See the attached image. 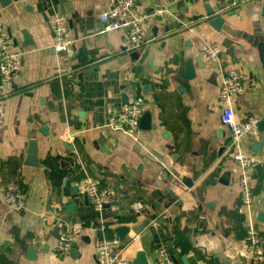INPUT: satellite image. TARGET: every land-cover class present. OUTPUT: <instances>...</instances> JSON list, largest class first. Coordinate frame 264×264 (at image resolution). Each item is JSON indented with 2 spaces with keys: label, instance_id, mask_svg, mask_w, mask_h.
I'll list each match as a JSON object with an SVG mask.
<instances>
[{
  "label": "crops",
  "instance_id": "obj_1",
  "mask_svg": "<svg viewBox=\"0 0 264 264\" xmlns=\"http://www.w3.org/2000/svg\"><path fill=\"white\" fill-rule=\"evenodd\" d=\"M111 1L0 0V20L23 51L18 91L0 96V264H98L100 239H117L132 260L140 248L146 264L161 247L175 264H264L245 251L250 216L264 243V0H136L133 13L166 8L136 48L126 28L102 31ZM208 10L222 13L220 29L203 21ZM56 12L75 38L71 58L52 47L48 18ZM204 41L220 46L219 61L201 55ZM229 66L246 77L232 97L236 117L261 123L241 143L257 160L248 207L217 102L221 68ZM136 96L144 113L134 140L105 124ZM67 128L76 133L70 142L60 136ZM30 139L36 165L25 162ZM86 174L105 188L101 208L79 186ZM11 183L26 193L19 210L2 196ZM65 225L80 232L69 251L54 252Z\"/></svg>",
  "mask_w": 264,
  "mask_h": 264
},
{
  "label": "built area",
  "instance_id": "obj_2",
  "mask_svg": "<svg viewBox=\"0 0 264 264\" xmlns=\"http://www.w3.org/2000/svg\"><path fill=\"white\" fill-rule=\"evenodd\" d=\"M226 1L232 6L238 3V0ZM135 2L136 0H112L101 13L102 31L126 28V40L129 48H136L144 43V34L149 22L166 12V8L160 6L142 13H133ZM48 23L53 35V50L57 54H64L71 58L74 55L75 38L67 18L64 14L56 12L49 16ZM22 52V50L13 47L12 33L0 20V96L2 97L18 91L16 81L21 73ZM200 52L209 61H219L221 58L220 46L212 41H204ZM221 70L222 77L217 91V102L221 108L220 119L227 128L229 155L237 161L241 168L240 197L242 203L248 207L253 200L251 176L257 165V160L243 151L241 143L246 136L258 135L259 117L257 115L236 117L232 97L244 90L246 77L244 72L236 66L222 67ZM143 113V99L141 96H136L130 102L114 107L105 125L137 140L142 130ZM75 134L74 130L67 128L60 136L63 140L70 142L74 140ZM99 184V181L89 174L84 175L79 182V186L97 208H101L107 201L105 188H100ZM25 195L24 188L16 183L7 185L2 193L4 201L12 210H19L23 207ZM149 224L154 227L159 226L156 218H152ZM79 232L80 227L77 225L63 226L59 231L53 251L57 253L69 251L74 246ZM117 244V239L96 241L94 252L98 264H136L132 259L121 256V250L116 248ZM245 251L254 261L264 260V243L252 216H250L246 228ZM153 264H175V260L168 250L161 247Z\"/></svg>",
  "mask_w": 264,
  "mask_h": 264
},
{
  "label": "water",
  "instance_id": "obj_3",
  "mask_svg": "<svg viewBox=\"0 0 264 264\" xmlns=\"http://www.w3.org/2000/svg\"><path fill=\"white\" fill-rule=\"evenodd\" d=\"M176 5H183V1L181 0L177 1ZM203 21L207 22V24L215 27L216 29H220L221 25L223 24L224 18L222 17V13L216 10H208L207 15L206 17H204ZM260 53H261V60L264 65V49L263 48H260ZM142 119H143V116H142ZM142 119H141V126H142ZM25 162L29 165L37 164V143L35 139L29 140L27 151H26V161ZM29 249L31 248L29 247ZM133 261L136 264H146L147 257L145 255V252L141 250L140 248H138L137 255Z\"/></svg>",
  "mask_w": 264,
  "mask_h": 264
},
{
  "label": "rangeland",
  "instance_id": "obj_4",
  "mask_svg": "<svg viewBox=\"0 0 264 264\" xmlns=\"http://www.w3.org/2000/svg\"><path fill=\"white\" fill-rule=\"evenodd\" d=\"M260 234V233H259ZM260 237H261V235H260Z\"/></svg>",
  "mask_w": 264,
  "mask_h": 264
}]
</instances>
